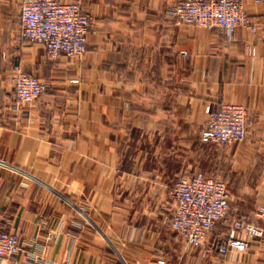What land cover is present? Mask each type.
Returning a JSON list of instances; mask_svg holds the SVG:
<instances>
[{"label":"crops","instance_id":"crops-1","mask_svg":"<svg viewBox=\"0 0 264 264\" xmlns=\"http://www.w3.org/2000/svg\"><path fill=\"white\" fill-rule=\"evenodd\" d=\"M60 1L92 26L85 54L55 60L22 38L23 0H0V231L22 245L0 264H264V235L227 256L215 245L236 220L264 230V6L244 0L229 41L177 25L174 0ZM18 71L49 91L19 103ZM224 104L246 109V139L203 145ZM199 171L230 194L208 252L171 226L174 183Z\"/></svg>","mask_w":264,"mask_h":264},{"label":"built area","instance_id":"built-area-1","mask_svg":"<svg viewBox=\"0 0 264 264\" xmlns=\"http://www.w3.org/2000/svg\"><path fill=\"white\" fill-rule=\"evenodd\" d=\"M264 6V0H256ZM166 14L177 25L194 24L209 30L220 29L229 41L240 27L249 24L244 0H174ZM22 38L42 45L52 59L77 57L88 50L92 17L80 2L60 0H23ZM78 81H73L77 83ZM49 91V85L35 74L18 71L14 94L21 104H32ZM208 120L201 133L203 145H232L243 142L248 134V113L242 106L224 104L208 109ZM170 206L174 232L193 249L208 252L214 243L209 239L217 223L230 213L227 183L204 171L180 177L173 185ZM243 233L246 238L242 237ZM264 230L236 220L233 228L217 237L218 254L246 250L251 239L261 238ZM22 253L17 234L0 231V261H14Z\"/></svg>","mask_w":264,"mask_h":264}]
</instances>
